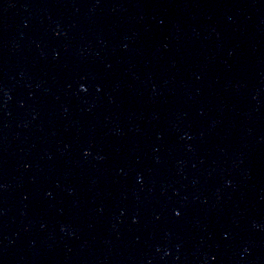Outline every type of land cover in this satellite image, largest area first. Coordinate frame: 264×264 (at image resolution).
<instances>
[{
	"label": "water",
	"instance_id": "water-1",
	"mask_svg": "<svg viewBox=\"0 0 264 264\" xmlns=\"http://www.w3.org/2000/svg\"><path fill=\"white\" fill-rule=\"evenodd\" d=\"M0 264H264V0H0Z\"/></svg>",
	"mask_w": 264,
	"mask_h": 264
}]
</instances>
